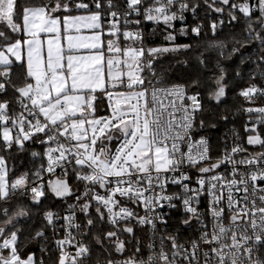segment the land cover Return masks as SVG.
<instances>
[{
	"label": "snow or ice",
	"instance_id": "1",
	"mask_svg": "<svg viewBox=\"0 0 264 264\" xmlns=\"http://www.w3.org/2000/svg\"><path fill=\"white\" fill-rule=\"evenodd\" d=\"M258 100L264 0H0V264H264Z\"/></svg>",
	"mask_w": 264,
	"mask_h": 264
},
{
	"label": "trees",
	"instance_id": "2",
	"mask_svg": "<svg viewBox=\"0 0 264 264\" xmlns=\"http://www.w3.org/2000/svg\"><path fill=\"white\" fill-rule=\"evenodd\" d=\"M215 18V17H214ZM189 22H191V17L189 18ZM176 28L181 27V25L179 24V22H177L175 24ZM153 28H155V32H153ZM152 28L151 32L146 33L145 36V43L148 46H156L157 44H161L164 42V30H163V25H159L156 26L154 25ZM228 29L226 28L224 30V34H221L219 38H224V35L227 34ZM212 39V34L208 33L207 36L204 37L203 40L200 41V43H205L207 41H210ZM179 42L182 43H186V42H190L188 40L187 37H180ZM251 50V49H250ZM162 63L167 66V64L169 63V59L166 57L162 60ZM232 62L231 61H227L225 62V65L227 67H231ZM249 69V66H245L242 71L243 72H247ZM175 71V70H172ZM230 78H234V74L233 73H229ZM247 85V78L245 77V79L243 80H237V87L233 90L230 91L228 94V101H227V106H231L234 103H239L242 105H246V103L239 98L233 99L235 91H238L240 87H244ZM224 107H226V105H221V108L223 109ZM247 120V115L244 113H240L237 114L234 118H232V122L228 123V124H222V123H218L216 128L214 129H209L208 132L206 133V135H208L211 140L214 143H218L220 141L223 140V137L230 134L231 133V129L233 127H235L236 130H238L242 135H244L243 133V127L242 125L244 124V122ZM215 123V121H213ZM219 146H222V143L219 144ZM28 159L29 157L26 154H22L20 156L17 157V159L15 160V163L17 165V168L21 171L23 170H27V165H28ZM24 161V167H21L20 162ZM12 161H10V165H11ZM40 163V161H37V164ZM44 205L45 206H50L52 209L55 208H63L66 204L63 203L59 198H52L50 197L48 200L44 201ZM40 243L42 242H34L33 244L29 245V248H31L33 251H35L37 253V256L40 255L39 252V248H40ZM47 247H49L50 249L53 247L51 244L47 245ZM48 257L47 255H45V260L47 261Z\"/></svg>",
	"mask_w": 264,
	"mask_h": 264
},
{
	"label": "built area",
	"instance_id": "3",
	"mask_svg": "<svg viewBox=\"0 0 264 264\" xmlns=\"http://www.w3.org/2000/svg\"><path fill=\"white\" fill-rule=\"evenodd\" d=\"M189 18H190V16H189ZM189 18H188V19H189ZM189 20H190V19H189ZM153 26H154V25H153V23H151V22H148V23H146V24H142V25H141V27H142V29H143V31H144V33H145V36H146V33L152 31ZM260 105H264V101H262V100H258L256 105H251V106L255 107V106H260ZM245 106H249V105L246 104ZM241 136H243V135L241 134ZM223 140H226L227 143H228L229 145H231L232 142H233V140H232V133H230V134L224 136V137H223ZM223 146H224V145L222 144L221 147H223ZM245 146L249 148V151H259V150H260V149H258V148H253V147H251V146H247V145H245ZM55 175H56V176H59V175H60L59 170H57V172H56ZM45 178L48 179V178H55V177H47V176H46ZM71 202H72L71 200H68V201H67V203H71ZM65 207H66V205H65L63 208H65ZM205 207H206L205 204L202 202V204H201V208H202V210H204ZM59 209H62V207H61V208H55V209H53V210H59ZM165 211H167V208H165ZM63 214H64V213L61 212V215H63ZM143 214H144V213L141 212V215H143ZM177 215H179V212L173 213V216H174V217L177 216ZM134 227H135V226H134ZM196 227H197V226H196L195 224H193V227H192V228H184V229H181V231H180V239H181V242H184V241H186V240H188V239H191V238L195 237V236L197 235V232L195 231ZM136 234H137V236H139V237H140L145 243H147V235H146V233L140 231L138 227L136 228ZM60 235L62 236L63 233L61 232ZM121 239H128V238L125 237V236H122ZM52 246H53V245H52ZM128 247L131 248L132 245L129 244ZM69 250H71V249H69Z\"/></svg>",
	"mask_w": 264,
	"mask_h": 264
}]
</instances>
